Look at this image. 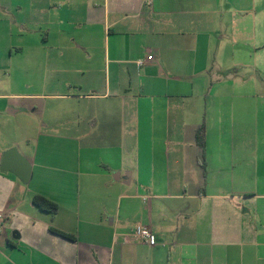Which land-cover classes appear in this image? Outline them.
I'll return each mask as SVG.
<instances>
[{"label":"crops","instance_id":"0c3cea01","mask_svg":"<svg viewBox=\"0 0 264 264\" xmlns=\"http://www.w3.org/2000/svg\"><path fill=\"white\" fill-rule=\"evenodd\" d=\"M0 212V264H264V0H0Z\"/></svg>","mask_w":264,"mask_h":264},{"label":"built area","instance_id":"2783aa9c","mask_svg":"<svg viewBox=\"0 0 264 264\" xmlns=\"http://www.w3.org/2000/svg\"><path fill=\"white\" fill-rule=\"evenodd\" d=\"M152 60V56L149 55L146 57V61ZM142 61H139L138 64H142ZM7 218V214L0 212V227L3 225ZM125 241L133 242H143L148 246L152 247L156 244V237L150 232V230L144 226L137 225L129 233L124 235Z\"/></svg>","mask_w":264,"mask_h":264},{"label":"trees","instance_id":"16d2710c","mask_svg":"<svg viewBox=\"0 0 264 264\" xmlns=\"http://www.w3.org/2000/svg\"><path fill=\"white\" fill-rule=\"evenodd\" d=\"M203 128L200 127L197 132H196V142L199 146L203 145ZM31 203L33 206L37 207L39 210L44 211L49 213L51 216H54L57 212V206L55 203L49 201L48 199L39 196V195H34L31 199ZM54 233H56L57 235L69 238V239H73L72 236L68 235V234H64L60 231L57 230H51Z\"/></svg>","mask_w":264,"mask_h":264},{"label":"water","instance_id":"95a60500","mask_svg":"<svg viewBox=\"0 0 264 264\" xmlns=\"http://www.w3.org/2000/svg\"><path fill=\"white\" fill-rule=\"evenodd\" d=\"M15 153L17 154V152L15 151V149H9V150H7L4 153L3 157H2V166L5 165V164H7V163H13V162L16 163V164H18L19 163V160L14 161L15 160ZM16 159H17V157H16ZM18 165H20V164H18ZM15 167H17V166H15Z\"/></svg>","mask_w":264,"mask_h":264},{"label":"rangeland","instance_id":"374dc122","mask_svg":"<svg viewBox=\"0 0 264 264\" xmlns=\"http://www.w3.org/2000/svg\"><path fill=\"white\" fill-rule=\"evenodd\" d=\"M22 74V75H21ZM21 74H19V73H16V74H11V76H10V78L12 79V78H15V79H19V77H21V78H25V74H24V72H21ZM21 75V76H20ZM63 106H65L67 109H69L70 108V106H69V104H63ZM58 117H59V115H57ZM62 116V115H61ZM63 118V117H62Z\"/></svg>","mask_w":264,"mask_h":264}]
</instances>
